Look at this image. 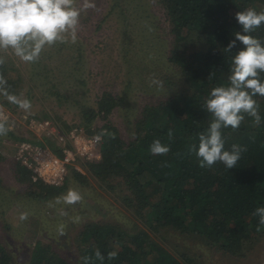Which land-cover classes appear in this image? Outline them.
<instances>
[{
	"label": "trees",
	"instance_id": "obj_1",
	"mask_svg": "<svg viewBox=\"0 0 264 264\" xmlns=\"http://www.w3.org/2000/svg\"><path fill=\"white\" fill-rule=\"evenodd\" d=\"M155 1L170 37L166 59L177 69L171 81L163 76L169 93L147 98L128 113L127 80L120 90H100L95 106L78 105L80 116L76 121L68 122L61 114L47 111L29 115L55 119L59 132L77 126L85 136L99 135L94 147L99 155L77 156L76 160L80 159L88 172L132 207L138 218L134 220L138 221L122 225L103 217L85 219L74 233V248L60 250L51 241L38 238L27 264H83L85 256L92 257L90 264H205L199 251L187 242L179 244L169 237L170 233L192 237L206 248L238 258L247 257L255 244L264 240V231L256 230L259 218L253 215L258 206H264V97H255L261 116L259 125L245 114L237 129H222L226 149L232 144L247 149L236 167L227 169L221 162L201 167L195 153L189 151L191 145L198 148L199 134L214 119L205 109L210 91L229 83L232 58L244 47L237 41L232 51L226 49L241 30L235 14L249 7L264 11V0H259L261 6L255 0ZM121 4L122 0H114L111 8ZM251 35L264 41V24ZM8 50H0L4 60L0 64V103L16 110L18 104L10 102L5 93L18 98L24 83L21 75L10 74L15 66ZM114 109L125 110L122 127L109 117ZM96 116L102 119L100 124L93 121ZM0 120L10 132L6 121ZM169 129L173 131L171 139ZM113 133L114 138L109 135ZM20 138L46 143L62 156V146L54 133L40 139ZM156 139L169 145L166 155L151 153L150 145ZM66 144L73 146L69 139ZM15 166L16 178L37 189L26 193L40 199L58 196L70 179L88 182L86 173L72 163H67L59 185L32 179L29 169L19 162ZM97 249L105 257L103 262L95 259ZM111 251L117 256L110 260L107 254ZM0 264H16L1 235Z\"/></svg>",
	"mask_w": 264,
	"mask_h": 264
},
{
	"label": "rangeland",
	"instance_id": "obj_2",
	"mask_svg": "<svg viewBox=\"0 0 264 264\" xmlns=\"http://www.w3.org/2000/svg\"><path fill=\"white\" fill-rule=\"evenodd\" d=\"M88 2L93 6L85 8L84 0H76L75 6L81 11L74 43L69 35L66 42L46 45L35 62L23 61L12 49L8 50L15 66L10 74L21 75L24 83L18 99L30 103L28 109L18 105L16 110L0 103V118L10 130L0 134V235L16 264L28 263L30 249L38 238L51 241L60 250L74 248V233L85 219L103 217L122 225L138 221L134 220L138 218L133 208L88 172L80 159L74 160L73 166L86 173L88 182L81 184L70 179L58 196L44 199L27 194L28 190L36 189L35 185L27 186L26 180H18L15 176L18 171L13 170L17 169L14 148L20 137L45 135L42 131L38 132L39 136L32 133L26 124V115L47 111L51 115L61 114L68 122L76 121L80 116L78 105L95 106L100 90H120L127 80L130 81L125 107L128 113L143 100L170 92L163 76L171 81L177 69L166 59L170 37L156 1L122 0L119 5L122 9L111 8L114 0ZM254 2L257 6L262 4L259 0ZM123 112L124 109H114L109 116L121 127ZM44 120L49 121L47 127L58 130L55 119ZM93 121L100 124L102 119L96 116ZM69 188L79 190L82 201L74 205L56 204V198L66 194ZM25 212L28 217L21 221L20 214ZM64 212L68 215H63ZM169 237L179 244L187 242L201 253L205 264H264L263 239L247 257L238 258L206 248L192 237L173 233Z\"/></svg>",
	"mask_w": 264,
	"mask_h": 264
},
{
	"label": "clouds",
	"instance_id": "obj_3",
	"mask_svg": "<svg viewBox=\"0 0 264 264\" xmlns=\"http://www.w3.org/2000/svg\"><path fill=\"white\" fill-rule=\"evenodd\" d=\"M75 3L76 0H0V50L12 49L21 60L35 62L46 45L50 46L57 41L66 42L65 38L69 35L74 43L81 11ZM92 6L88 0H84L85 8ZM235 18L241 25V30L234 34L235 38L229 42L226 49L232 51L237 41L244 47L232 58L229 83L214 87L210 91L205 109L214 119L208 129L199 134L198 148L196 145L189 148L199 159L201 167H211L216 162L223 163L227 169L236 167L241 154L247 149L238 144H232L230 149H226L222 129H237L244 121L245 114L253 118L254 125L261 123L259 104L255 97H264V79L261 78V73H264V41L251 33L264 24V11L249 7L236 12ZM3 63L4 60L0 57V64ZM0 84H3L2 79ZM5 95L10 102L23 109L30 107L27 100H20L7 93ZM7 131L5 122L0 120V134H6ZM109 135L114 138V133ZM172 136L173 131L169 129V139ZM150 151L154 155H166L170 147L156 139L150 145ZM82 199L79 190L69 188L66 194L56 198L55 203L74 205ZM62 214L68 215L67 212ZM253 215L259 218L256 230L264 231V206H258ZM27 217L26 212L20 214L21 221ZM63 227L61 225V232ZM107 256L111 260L117 253L111 251ZM95 259L101 262L105 259L99 249L95 251ZM91 260L92 257L85 256L83 264H90Z\"/></svg>",
	"mask_w": 264,
	"mask_h": 264
},
{
	"label": "built area",
	"instance_id": "obj_4",
	"mask_svg": "<svg viewBox=\"0 0 264 264\" xmlns=\"http://www.w3.org/2000/svg\"><path fill=\"white\" fill-rule=\"evenodd\" d=\"M25 120L27 126L31 127L32 132L36 135L41 131L44 134L56 131L54 133L55 140L62 146V156H59L46 143H39L31 139L18 140L14 148V158L29 169V176L32 179L39 178L44 182L59 185L63 182L67 163L73 164L77 156L89 158L99 155L94 148L99 135L85 136L81 131L82 128L77 126L70 127L67 132H59L54 126L47 127L48 120L37 119L29 115L25 116ZM40 138L41 136L37 139ZM67 139L71 141L72 147L67 146Z\"/></svg>",
	"mask_w": 264,
	"mask_h": 264
}]
</instances>
